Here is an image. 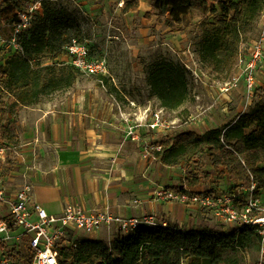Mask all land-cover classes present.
I'll return each mask as SVG.
<instances>
[{"label":"trees","instance_id":"obj_1","mask_svg":"<svg viewBox=\"0 0 264 264\" xmlns=\"http://www.w3.org/2000/svg\"><path fill=\"white\" fill-rule=\"evenodd\" d=\"M39 0H3L0 24L6 31L19 21V12ZM43 12L32 28L20 39L24 53L5 60L0 81V105L11 97L10 109L38 104L43 96L72 88L81 73L60 62L67 55L66 40L75 19L60 0H40ZM124 14L140 10L141 0H122ZM152 11L173 32L186 29L190 16L200 18L196 26L203 64L217 74L232 76L242 46L247 43L264 12V0H151ZM152 12L145 15L151 19ZM73 40V39H72ZM71 40V41H72ZM47 62V63H46ZM189 72L167 60L158 63L148 75V82L164 109L175 110L191 100ZM107 84V79L105 80ZM8 111L0 107V140L9 146L20 142L16 125L8 120ZM163 166L178 168L195 162L198 174L210 178L213 167L218 176H228L238 187L255 193L264 192V90L248 111L230 123L200 134L186 131L164 142L156 153ZM9 168L8 171H11ZM201 179L194 175L189 183ZM184 187L178 188L183 191ZM262 240L257 227L247 226L238 232L183 231L171 224L142 226L134 233L104 240L80 238L74 247L60 248L61 264H231L244 263L245 253H261Z\"/></svg>","mask_w":264,"mask_h":264},{"label":"rangeland","instance_id":"obj_2","mask_svg":"<svg viewBox=\"0 0 264 264\" xmlns=\"http://www.w3.org/2000/svg\"><path fill=\"white\" fill-rule=\"evenodd\" d=\"M2 1L0 0V3ZM59 2L70 10L75 19V24L69 30L65 45L68 46L72 39L80 40L88 44L94 59L107 61L109 69L111 68V76L107 79L108 90L105 92L112 96V100L113 97L117 99L116 109L118 110V106H120L128 112H134L138 109L145 111L143 109L147 108L154 112L163 111V116L170 128L167 136H163L161 133H155L153 136L151 134L152 142H165L167 139L171 140L176 135L186 131H195L201 134V131L205 132L207 129L222 127L233 121L238 115L248 112L257 102L260 90H264L263 63L259 67L255 91L251 94L247 91L243 72L246 63L252 58L250 54L246 56V54L240 53L235 71L232 76L228 77L226 74L221 75L213 72L201 62L200 40L196 31L200 18L190 16L184 31L173 32L166 26L165 20L159 19L155 15L156 12L152 11L151 0H141L140 11L129 14L122 12L123 8L120 5L122 0H60ZM145 12H152L150 20L144 18ZM257 24L258 22L255 26ZM4 33L9 36L11 31L7 29L4 30ZM259 33L260 29H257L254 35L252 32L250 38L253 39ZM5 60V55L0 53V81L2 80L1 74ZM163 60L180 64L185 68L186 65H189L193 69L196 68L200 75V78L194 77L187 69L190 73L191 100L175 110L164 109L161 106L160 100L148 82L149 72ZM63 63H66V60ZM78 79L82 80L83 83L88 81L97 85L96 78L84 74H81ZM225 89L230 90L225 91ZM70 91L72 88L53 94L54 96L69 95ZM48 96L50 95L43 96L42 99H47ZM131 101L135 103L132 104ZM3 102L4 105H0V107L10 110L7 118L17 127V122L20 121L21 117L28 116L29 108L18 106L10 109L13 102L11 97H6ZM0 143L9 146L2 140ZM9 168L12 170L8 171ZM195 168V162L192 160L184 162L180 167L173 170L158 165L156 184L163 186L162 188L166 190L180 192L178 188H191L189 183L196 175L201 179L199 184L206 187L204 188L205 192L215 194L214 187L222 184L217 180L221 176L217 177V174L212 170L215 177L207 178L198 174ZM25 169V163L20 159V151L14 149L9 153L6 163L0 167V175L5 178L9 188H11L10 190H19L26 184L31 185L34 189V184L25 179ZM223 187L225 192L230 194H233L237 188L235 186L226 187L225 183H223ZM242 193L243 195L236 203L238 208L244 207L250 198L258 199V209L255 210L254 215H262L264 213V192L259 195L243 191ZM155 197H158L157 193ZM158 199L166 203H178L163 198ZM0 215H7L3 208L0 209ZM204 215L210 214L204 213ZM155 217L158 221L181 228L178 223H172L166 217L162 218L160 215ZM205 219L214 221L217 218L206 216ZM233 230L229 229L227 232ZM111 235L107 236L105 233L94 239L111 243L115 238L124 236L117 229H113ZM244 256L245 264H256L260 260L261 254L258 255V252L255 251L254 253H245ZM231 264L241 263L236 260Z\"/></svg>","mask_w":264,"mask_h":264},{"label":"crops","instance_id":"obj_3","mask_svg":"<svg viewBox=\"0 0 264 264\" xmlns=\"http://www.w3.org/2000/svg\"><path fill=\"white\" fill-rule=\"evenodd\" d=\"M263 26L261 16L253 35L257 29L261 32ZM259 35L242 46L241 54L252 57ZM107 90V85L103 88L98 81L96 85L78 79L69 95L51 94L41 99L27 107L28 116L17 122L20 142L13 147L20 151L26 167L25 179L34 184L37 202L51 214H61L68 204H74L86 210L106 208L120 217L160 215L178 223L183 231L230 233L227 231L233 227L218 219H205L212 215H204L208 211L197 205L166 203L155 197L163 187L155 181L157 166L177 168L163 166L154 157L144 158L142 144L126 136L127 120L147 114L152 122L154 111L147 108L128 112L120 106L117 110V99L112 100ZM137 133L152 141L156 132L138 128ZM212 170L208 165L207 171ZM210 177H215L213 172ZM219 178L222 184L214 187L215 194L226 193L223 183L237 187L238 183L228 176ZM204 188L199 184L189 190L206 193ZM105 233L111 235L104 229L90 239Z\"/></svg>","mask_w":264,"mask_h":264},{"label":"built area","instance_id":"obj_4","mask_svg":"<svg viewBox=\"0 0 264 264\" xmlns=\"http://www.w3.org/2000/svg\"><path fill=\"white\" fill-rule=\"evenodd\" d=\"M123 7V1L120 4ZM43 12L41 1L27 4L24 11L19 12V21L6 36L0 26V53L5 58L24 53L20 37L29 31L38 15ZM264 18V12L261 15ZM67 55L60 59L75 67L81 74L96 78L98 83L106 88L105 80L110 77V69L106 60L94 59L91 50L85 42L73 39L67 46ZM252 58L244 67V82L248 93L255 91L260 64L264 63V26L252 50ZM186 69L194 77L200 75L197 69L186 65ZM230 89H225L229 91ZM133 104V103H132ZM153 121L149 122V115L136 116L134 120H127L126 136L142 144L143 156L146 159L156 157L157 152L164 149V142H152L142 139L137 133L138 128H147L156 133L167 136L170 125L163 116V111L152 112ZM13 146L0 143V167L5 164ZM158 160V159H157ZM5 178L0 175V209L7 215H0V264H61L60 248L74 247L80 238H92L102 230L107 229L110 234L117 229L124 236L134 233L142 226L153 227L167 225L158 221L155 216L120 217L113 215L109 209L86 210L78 205L68 204L63 213L51 214L34 196L33 187L29 184L21 189L10 190ZM243 192L255 193V184L250 189L236 188L233 194L197 193L184 188L174 192L161 188L158 198L179 202L184 205H197L208 211L213 217L238 232L247 226L257 227L261 236V253L264 256V213L254 215L257 210L258 199L250 198L244 207L238 208Z\"/></svg>","mask_w":264,"mask_h":264}]
</instances>
